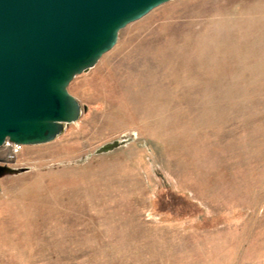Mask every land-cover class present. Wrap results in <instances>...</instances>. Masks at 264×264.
<instances>
[{
	"label": "rangeland",
	"instance_id": "obj_1",
	"mask_svg": "<svg viewBox=\"0 0 264 264\" xmlns=\"http://www.w3.org/2000/svg\"><path fill=\"white\" fill-rule=\"evenodd\" d=\"M68 91L0 146V264H264V0L164 3Z\"/></svg>",
	"mask_w": 264,
	"mask_h": 264
},
{
	"label": "water",
	"instance_id": "obj_2",
	"mask_svg": "<svg viewBox=\"0 0 264 264\" xmlns=\"http://www.w3.org/2000/svg\"><path fill=\"white\" fill-rule=\"evenodd\" d=\"M169 1L0 0V146L62 134L85 111L70 82L111 50L120 30Z\"/></svg>",
	"mask_w": 264,
	"mask_h": 264
},
{
	"label": "built area",
	"instance_id": "obj_3",
	"mask_svg": "<svg viewBox=\"0 0 264 264\" xmlns=\"http://www.w3.org/2000/svg\"><path fill=\"white\" fill-rule=\"evenodd\" d=\"M3 145L7 149V154L10 159L15 158L24 146L23 144H17L10 141H6Z\"/></svg>",
	"mask_w": 264,
	"mask_h": 264
}]
</instances>
